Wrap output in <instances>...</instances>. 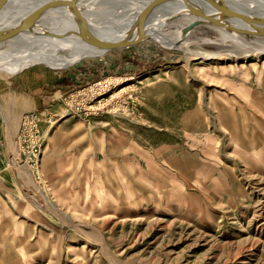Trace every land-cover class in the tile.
<instances>
[{
    "label": "rangeland",
    "instance_id": "1",
    "mask_svg": "<svg viewBox=\"0 0 264 264\" xmlns=\"http://www.w3.org/2000/svg\"><path fill=\"white\" fill-rule=\"evenodd\" d=\"M235 40L0 77V264H264V51Z\"/></svg>",
    "mask_w": 264,
    "mask_h": 264
},
{
    "label": "bare ground",
    "instance_id": "2",
    "mask_svg": "<svg viewBox=\"0 0 264 264\" xmlns=\"http://www.w3.org/2000/svg\"><path fill=\"white\" fill-rule=\"evenodd\" d=\"M47 1L54 0H10V3L0 12V25L18 15L20 16L29 12ZM149 1L79 0V5L90 20L92 30L97 35L107 39H119L126 35L130 23ZM123 2H126L125 7L121 5ZM194 2L209 11H215L212 3L208 0H194ZM105 4H108L113 10L115 9L114 11H119L118 15L105 20L100 18L99 13L101 11L97 9V6L104 7ZM230 6L238 10L239 8H258L264 11V0H243L242 5L232 3ZM181 7L184 6L176 3L157 10L152 16L149 32L154 40L166 46L179 45L184 42H177V39H179L177 31L169 32L166 31L167 28L165 30L163 28L165 25L163 17L168 13L172 14L180 11ZM120 8L121 10H119ZM180 18L179 20L176 18L180 23L179 27L193 21L195 16L183 15ZM174 23L176 24L177 22ZM234 24L239 25L240 23L234 22ZM221 30L225 31L224 29ZM225 32L228 38L233 41H236L235 38H238L240 40L239 44L243 49L252 48L257 51H264L263 35H256L254 40L247 41L248 39H245L246 35ZM11 39L0 43V77H7L11 73L19 71L24 64H46L53 68H62L72 65L85 57H96L105 53L103 50H98L81 39L78 34V25L74 14L71 10L64 8L49 12L36 24L32 31L22 32ZM9 41L14 44L17 43L18 46L12 48L9 46L11 45ZM255 46H258V48Z\"/></svg>",
    "mask_w": 264,
    "mask_h": 264
},
{
    "label": "water",
    "instance_id": "3",
    "mask_svg": "<svg viewBox=\"0 0 264 264\" xmlns=\"http://www.w3.org/2000/svg\"><path fill=\"white\" fill-rule=\"evenodd\" d=\"M212 3L215 11H209L194 2V0H150L135 16L128 26L126 35L119 39H107L100 37L92 30L88 17L81 10L79 0H54L47 1L15 18L0 25V43L11 39L22 32L32 31L36 24L49 12L56 9H69L76 18L78 34L81 39L92 47L107 52L114 49L134 46L153 38L149 32L152 16L159 9L179 3L180 11L166 14L164 24L167 26L176 18L185 15L195 16V19L186 25L173 29L171 32H178L177 42L185 41L190 33L197 27L208 25L221 28L228 33L243 35L264 36V11L258 8L235 9L230 6L242 5L243 0H208ZM10 3V0H0V12ZM234 22H239L235 25ZM245 24V25H244ZM250 26V27H249ZM154 39V38H153Z\"/></svg>",
    "mask_w": 264,
    "mask_h": 264
},
{
    "label": "trees",
    "instance_id": "4",
    "mask_svg": "<svg viewBox=\"0 0 264 264\" xmlns=\"http://www.w3.org/2000/svg\"><path fill=\"white\" fill-rule=\"evenodd\" d=\"M100 75H101V72H100V69L98 68L97 71L94 73L93 80H95V81L99 80ZM86 82H88V81L81 80V79L77 78L76 76L75 77H69L68 75H66L61 84L69 85L72 87H77V86H80Z\"/></svg>",
    "mask_w": 264,
    "mask_h": 264
},
{
    "label": "crops",
    "instance_id": "5",
    "mask_svg": "<svg viewBox=\"0 0 264 264\" xmlns=\"http://www.w3.org/2000/svg\"><path fill=\"white\" fill-rule=\"evenodd\" d=\"M64 75L65 74H63V75H58V77L59 78H55V80H61L63 77H64ZM45 79H47L48 80V77H44ZM20 81V83L22 84V85H25V82H27V81H25V78L23 79V77H20V79H19ZM40 80V79H39ZM37 88V90H38V97L37 98H40V100H39V102H38V104L41 102V100H43V98H44V96L45 97H47L46 95H44V93L46 92V90H45V86H43L42 85V88H41V86H40V84L36 87Z\"/></svg>",
    "mask_w": 264,
    "mask_h": 264
}]
</instances>
